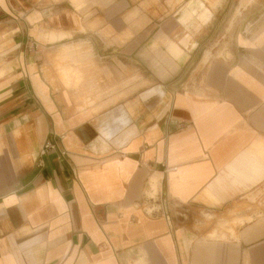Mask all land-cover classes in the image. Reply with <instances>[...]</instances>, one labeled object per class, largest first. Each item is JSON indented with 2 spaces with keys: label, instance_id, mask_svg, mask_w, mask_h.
I'll use <instances>...</instances> for the list:
<instances>
[{
  "label": "crops",
  "instance_id": "crops-1",
  "mask_svg": "<svg viewBox=\"0 0 264 264\" xmlns=\"http://www.w3.org/2000/svg\"><path fill=\"white\" fill-rule=\"evenodd\" d=\"M0 264H264V0H0Z\"/></svg>",
  "mask_w": 264,
  "mask_h": 264
},
{
  "label": "built area",
  "instance_id": "built-area-1",
  "mask_svg": "<svg viewBox=\"0 0 264 264\" xmlns=\"http://www.w3.org/2000/svg\"><path fill=\"white\" fill-rule=\"evenodd\" d=\"M61 142L64 139L63 136H60ZM50 150H56L58 151L59 155L61 157H65L68 155V151L65 147H60L59 143L57 142H46L44 146L41 149L40 156H44L46 153H48ZM42 157H40L41 159ZM42 161V160H41Z\"/></svg>",
  "mask_w": 264,
  "mask_h": 264
},
{
  "label": "rangeland",
  "instance_id": "rangeland-1",
  "mask_svg": "<svg viewBox=\"0 0 264 264\" xmlns=\"http://www.w3.org/2000/svg\"><path fill=\"white\" fill-rule=\"evenodd\" d=\"M216 53V52H215Z\"/></svg>",
  "mask_w": 264,
  "mask_h": 264
}]
</instances>
